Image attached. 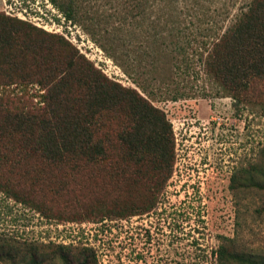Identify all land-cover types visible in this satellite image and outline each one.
Returning a JSON list of instances; mask_svg holds the SVG:
<instances>
[{
    "label": "rangeland",
    "instance_id": "obj_1",
    "mask_svg": "<svg viewBox=\"0 0 264 264\" xmlns=\"http://www.w3.org/2000/svg\"><path fill=\"white\" fill-rule=\"evenodd\" d=\"M237 6L210 16L172 14L180 24L162 34L163 25L151 26L159 20L155 10L144 20L135 19L142 21L140 27L129 18L122 23L120 0H84L75 22L50 0H0V15L20 22L30 38L46 40L52 51L43 59L60 65L55 71L36 68L40 55L28 54L22 66L30 79L58 77L74 61L86 65L134 89L161 113L172 147L171 161L162 170L149 161L134 166L123 159L127 174L121 178L102 164H81L72 171L50 166L37 155L12 157L13 167L0 171V237L44 247L42 264H62L52 254L55 246L64 247L72 259L81 249H91L97 264H215L194 254L189 242L194 237L202 249L216 247L219 235L235 239V251L264 256V80L234 99L222 94L199 61L203 42L226 29ZM91 18H97L100 30L123 29L129 57L113 50L102 30H93ZM161 34L166 38L160 40ZM9 91L11 106L24 108L45 92L37 83ZM102 122L96 138L103 139L109 158L117 159L125 151L119 137L132 129L129 113L111 109ZM246 173L252 183L242 187ZM174 224L182 230H173Z\"/></svg>",
    "mask_w": 264,
    "mask_h": 264
},
{
    "label": "trees",
    "instance_id": "obj_2",
    "mask_svg": "<svg viewBox=\"0 0 264 264\" xmlns=\"http://www.w3.org/2000/svg\"><path fill=\"white\" fill-rule=\"evenodd\" d=\"M50 1L68 21L75 22V17L83 13L81 5L84 0H68L65 5L55 0ZM120 1L124 14L119 13L117 17L122 23L129 18L140 27L142 21L135 19L144 20L151 10H155L159 20L151 26L163 25V29L158 30L162 34L169 25L173 31L177 29L175 25L180 24L172 21V14L199 11L202 16H208L211 11L230 12L237 4L238 13L226 29L211 41L203 42V51L199 54L202 71L222 94L234 99L247 92L253 83L264 80V0ZM244 1L246 2L242 5ZM167 13L170 19L167 17L163 21L162 17ZM91 19L94 20L93 30L96 33L102 30L107 37L106 41L114 46L113 50H124V56L129 57L128 40L125 39L123 29L112 28L108 31L105 27L100 30L95 22L97 18ZM19 23L0 15V171L8 165L13 167L12 157L28 155H37L50 166L68 167L72 171L79 169L81 164H102L114 178L127 174L123 159H128L134 166L149 161L157 170H162L163 165L170 163V126L163 115L134 89H124L75 61L58 77L48 74L38 81L30 79L22 66L28 54L40 55L36 68L45 67L55 71L59 70L60 65L43 59L51 53V47L41 37L32 39L28 33L24 34L26 31L18 27ZM208 24L213 26V22ZM94 25L98 27V31ZM162 34L161 37L158 36L160 40L166 38ZM169 36L172 38L173 34L170 33ZM153 37L156 41L157 35ZM171 44L172 42L169 48ZM167 57L172 59L171 54ZM35 83L45 90L42 95L37 96L39 100L36 103L29 100L30 108L11 106L14 96H11L13 92L9 88ZM134 84L141 91L144 90L137 82ZM75 88L79 89L78 92H75ZM24 89L28 91L27 87ZM18 99L20 97L15 100ZM115 108L127 110L132 129L119 137L125 150L121 157L110 159L103 139L96 138V135L104 127L102 114ZM240 181L242 187L252 183L249 173ZM260 190L264 191V187ZM179 229L182 230L181 225L174 224L173 230ZM193 230L199 233V229ZM216 239V247L207 245L202 249L194 237H191L189 245L194 248V254L199 253L206 261L209 259L215 264H264L262 255L233 250L235 239L223 235ZM40 248L44 247L29 244L21 246L18 242L0 237V261L10 264H16L17 261L22 264H42L45 255L40 252ZM53 249V256H58L62 264H97L91 249H81L73 259L71 254L64 251V247L55 246Z\"/></svg>",
    "mask_w": 264,
    "mask_h": 264
}]
</instances>
